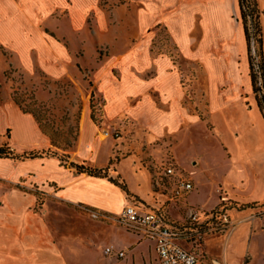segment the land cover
<instances>
[{
    "label": "crops",
    "instance_id": "obj_1",
    "mask_svg": "<svg viewBox=\"0 0 264 264\" xmlns=\"http://www.w3.org/2000/svg\"><path fill=\"white\" fill-rule=\"evenodd\" d=\"M219 1L223 11L220 15L205 9L207 4L210 6ZM66 2L72 16L69 21L78 31L82 18L95 0H53L52 8ZM133 2L136 5L133 13L139 19L137 30L144 33L147 27L161 24L180 55L198 69L190 85L192 107L184 105L186 91L168 57L152 53L148 39L131 43L130 52L118 64L119 78L105 69L97 73L94 93L100 107L99 121L96 123V119H92L91 107L83 110L78 149L71 158L77 164L85 162L94 168L110 165L114 142L110 141L105 162L100 163L105 140H98L100 128L120 130L128 145H140L142 141L138 138L152 143L167 136H179L183 130L188 132L189 127H200L223 152L222 177L213 181L212 190L205 195L204 201L189 203L192 195L201 198L203 183L198 179L196 188L177 202L170 201L172 189L170 194L155 193L152 175L139 168L134 153L120 161L118 173L126 180L130 193L145 201L134 205L142 211L161 209L166 221L173 225L185 222L189 208L212 211L220 205L222 198H227L233 228L226 233L206 236L198 253L200 256L205 253L212 257L217 255L220 262L213 261L215 264H252L257 257L264 258V215L261 216L264 212V116L253 92L239 0ZM257 2L259 10L264 12V0ZM167 4L175 11L169 19L163 18L167 11H161V6ZM6 7L0 3V14ZM26 14L20 15L26 18ZM260 21L264 54V15ZM48 46L52 49L49 54L52 59L61 61L71 57L62 51L58 42ZM32 48H36V44ZM19 115L31 119L36 142L21 149L12 145L11 149L17 153L50 150L49 138L42 133L32 115L22 112ZM127 162H130L131 175L136 180L130 178L129 181L122 173ZM26 179L28 185L55 200L100 212L120 214L133 204L131 197L108 179L80 174L72 167L62 166L57 158L0 159V264H32L33 256L38 252L39 230L26 211L36 200L12 186ZM129 234L136 237L134 241L148 242L153 262L159 264L154 243L132 231ZM107 256L116 260L126 257Z\"/></svg>",
    "mask_w": 264,
    "mask_h": 264
},
{
    "label": "rangeland",
    "instance_id": "obj_2",
    "mask_svg": "<svg viewBox=\"0 0 264 264\" xmlns=\"http://www.w3.org/2000/svg\"><path fill=\"white\" fill-rule=\"evenodd\" d=\"M52 2L0 0L7 6L0 14V148H11L13 145L21 149L35 145L31 119L19 115L25 111L35 121L37 118L38 126L41 125L47 134L53 135L57 142L58 147L51 145L50 150H44L43 157H54L60 162L63 160L62 166L71 167V163H75L71 157L78 149L83 110L91 107L96 123L99 121L100 107L94 93L97 73L105 69L119 78V62L130 52L131 43L142 39H148L152 53L167 56L171 61L186 91L184 105L192 107L190 85L198 69L180 55L167 29L161 24L147 27L144 33L137 30L139 19L133 13L136 8L133 0H95L82 18L78 31L69 21L72 16L67 2L54 8ZM168 8V4L161 6L162 12L167 11L163 18L167 16L169 19L175 12ZM205 9L219 15L223 13L220 1L210 6L207 4ZM21 13L26 14V18ZM248 24L250 28L254 27L252 20L248 19ZM253 35H256V30H252ZM54 41L71 57L61 61L52 59L49 55L52 49L48 48V44ZM252 42V53L258 63V45ZM35 44L36 48H32ZM53 51L58 53L56 49ZM259 85L262 87L260 96L254 93L257 104L260 97L264 98V81L260 75L256 87L260 88ZM187 130L181 131L179 136H167L152 143L138 138L142 144L128 145L122 131L100 128L98 140L105 139L100 163L105 162L110 141L114 142L113 157L110 165L105 167L108 168L106 179L124 183L126 194L133 204L145 203L130 193L126 180L118 173L120 161L134 153L139 168L152 175L155 193L170 194L173 182L163 176V169L171 164L191 180L194 189L197 179L203 183L201 198L192 195L189 203L204 201L205 195L212 190L213 181L222 177L223 152L200 127H189ZM29 153L15 151L16 159H27L31 155ZM123 167L122 173L127 179L136 180L131 175L130 162ZM12 186L36 200L26 209L27 216L39 230L38 252L33 256L32 264H154L148 242L134 241L136 237L129 234L130 230L121 223L120 214L60 202L28 185V179ZM216 201L213 200L214 203ZM230 207L227 203L228 211ZM93 213L98 217L95 218ZM132 242L133 245H130ZM108 247L123 250L126 257L116 260L107 256L104 251ZM24 258L30 260L29 257ZM213 261L219 263L220 259L217 255L212 257L205 253L201 256L200 264H215ZM252 264H264V258L257 257Z\"/></svg>",
    "mask_w": 264,
    "mask_h": 264
},
{
    "label": "built area",
    "instance_id": "obj_3",
    "mask_svg": "<svg viewBox=\"0 0 264 264\" xmlns=\"http://www.w3.org/2000/svg\"><path fill=\"white\" fill-rule=\"evenodd\" d=\"M253 57L254 54H253ZM163 176L173 182L170 201H180L192 192L191 180L183 176L174 166H167ZM227 198L212 211L189 208L182 224H169L161 209L142 211L130 204L120 213L119 219L127 230L142 235L154 243L159 264H198L201 256L199 247L208 235L229 232L233 226L228 215ZM95 218L98 217L93 213ZM107 255L125 256V252L113 247L105 249Z\"/></svg>",
    "mask_w": 264,
    "mask_h": 264
},
{
    "label": "trees",
    "instance_id": "obj_4",
    "mask_svg": "<svg viewBox=\"0 0 264 264\" xmlns=\"http://www.w3.org/2000/svg\"><path fill=\"white\" fill-rule=\"evenodd\" d=\"M240 10H241V19L244 25V30L247 38L248 44V52H249V61H250V76L253 83L254 93L256 95L261 94V88L256 87L257 80L259 75L262 77L264 81V54H263V37H262V27L260 17L264 15V12H261L258 8L257 0H239ZM248 19L254 22V27L250 28L248 24ZM252 30H256V35L252 36ZM255 37V38H254ZM252 41H254L258 45V55L260 57V62H256V59L253 57L252 53ZM264 87V86H263ZM17 103V102H16ZM258 106L261 112H264V98L260 97L258 99ZM24 114H29L28 112L23 111ZM32 114V113H30ZM264 116V115H263ZM35 117V115H34ZM92 119L95 121L94 115L92 114ZM36 121L38 119L36 118ZM39 123V122H38ZM43 134L47 135L50 139L51 145L58 147L57 142L53 135L47 134L41 125L39 126ZM68 148L69 144L66 145ZM29 154L30 157H26L27 159H36L43 157L44 151H32ZM69 157V156H67ZM16 159L15 151L11 148H0V159ZM64 162L63 160L61 161ZM71 167L76 169V171L80 174H87L89 176L97 177V178H107L108 168H94L85 162L82 164L71 163ZM111 183L120 187L124 192L127 193V188L124 183H119L117 180L109 179Z\"/></svg>",
    "mask_w": 264,
    "mask_h": 264
},
{
    "label": "water",
    "instance_id": "obj_5",
    "mask_svg": "<svg viewBox=\"0 0 264 264\" xmlns=\"http://www.w3.org/2000/svg\"><path fill=\"white\" fill-rule=\"evenodd\" d=\"M253 43V42H252ZM259 87L262 89L261 85H259Z\"/></svg>",
    "mask_w": 264,
    "mask_h": 264
}]
</instances>
